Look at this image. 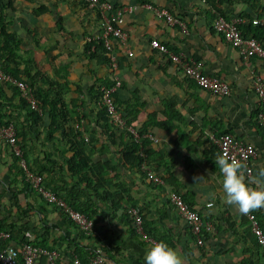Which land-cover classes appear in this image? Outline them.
I'll list each match as a JSON object with an SVG mask.
<instances>
[{"label": "crops", "instance_id": "1", "mask_svg": "<svg viewBox=\"0 0 264 264\" xmlns=\"http://www.w3.org/2000/svg\"><path fill=\"white\" fill-rule=\"evenodd\" d=\"M1 1H10L12 8L7 13L5 29L20 42L17 55L23 62L19 69L28 66L32 71L34 65L42 76L59 84L67 82L64 102L71 111L67 127L77 128L83 138L91 137L85 152L92 161L106 164L104 179L109 181L108 192L117 203L116 210H112L108 199L103 204L90 196L88 201L79 193L78 202L84 204L93 222L92 233L84 236L55 207L25 186L14 157L0 141V231L9 235V244L25 242L54 251L55 264H72L73 257L84 261L94 249L105 257L103 264H143L151 245L133 230L126 209L134 207L144 232L156 242L163 240L175 247L187 258V264H264V252L250 233L245 216L224 203L221 176L214 163L216 152L209 144L212 138L229 133L254 146L253 172L264 167V135L255 122L257 110L264 114V102H259L252 90L254 75L264 81V62L243 61L212 30L218 13L225 19L246 13L250 19L263 20L264 7L257 4L252 8V0H215L214 7L202 0H105L123 7L149 3L166 9L184 25L183 29L168 26L139 7L124 15L120 28L127 36L125 45L112 41L110 47L120 81L118 105L133 128L146 129L157 139L155 144L143 147L146 163L165 184L155 187L139 174L136 162L122 163L133 143L130 137L111 122L95 121L97 103L88 90L113 75L108 66L87 61L83 52L86 40L99 34L96 13L79 0ZM150 39L200 63L202 73L228 85L229 95L218 98L200 89L177 66L151 50ZM261 42L264 45V34ZM27 60L32 65H27ZM37 86L42 87L39 82ZM1 89V116L18 117L17 125L24 129L23 156L28 169L40 172L49 190L59 186L69 189L71 182L63 173L64 161L71 153L60 132L53 134V141L47 140L44 127L48 120L36 124L25 120L15 109L18 97L2 85ZM168 191L178 193L204 221L212 224L213 232L203 235L202 245H196L184 222L167 203ZM210 201L214 202L212 209L206 207ZM252 213L264 230V209ZM32 264L48 263L39 257Z\"/></svg>", "mask_w": 264, "mask_h": 264}, {"label": "built area", "instance_id": "2", "mask_svg": "<svg viewBox=\"0 0 264 264\" xmlns=\"http://www.w3.org/2000/svg\"><path fill=\"white\" fill-rule=\"evenodd\" d=\"M79 1L96 13L99 24V34L94 39H87L86 42L90 40L101 41L105 52L110 53L112 41H117L125 45L127 36L120 28L124 21V15L133 13L139 7L151 13L156 19L162 20L168 26L178 25L180 28H184L183 23L171 15L166 9L153 6L149 3L139 6L130 5L123 7L112 5L103 0ZM247 25L264 27V19H246L239 16L231 19H224L220 16H216L212 22V30L224 43L234 49L243 61L259 59L264 62V48L262 42L253 36H243L241 28ZM148 45L151 50L157 52L171 64L177 66L184 77L193 80L203 91L218 98L227 97L229 95L230 90L228 85L215 76L202 73L200 63H194L186 59L180 52H173L156 39H150ZM127 56H131V54L128 53ZM108 59L109 69L111 73H113L111 76L113 85L109 88L102 85L98 86L100 96L98 97L97 106L105 111L114 127L126 133L131 141L138 146L137 156L139 160L136 162V166L139 174L153 186L163 187L165 186L163 179L156 175L148 166L143 150L144 144H155L157 139L150 132L141 133L136 131L125 122L120 111L116 109L112 94L119 89L120 81L115 75V71L117 70L116 59L111 54H109ZM0 84H7L14 87L28 109L38 114L40 113L39 104L28 82L13 78L11 75L2 72L0 68ZM252 90L258 101L261 103L264 102V81L257 75L253 76ZM255 122L264 135V114L262 112L258 111L255 114ZM0 141L6 145L9 152L14 157L22 173L24 183L30 186L42 201L55 207V209L64 215L79 232L84 236H89L93 231V222L83 214L70 208L62 199L56 196L54 192L45 188L42 177L32 173L28 169L11 124L6 126L0 125ZM211 141L217 150V154L225 153L231 158L240 159L252 170V162L256 156L253 145L238 140L229 133L221 134L217 138H212ZM165 196L167 203L171 206L176 216L186 225L196 245H202L203 235L213 232L212 224L208 221H204L194 209L188 207L181 196L175 191H168ZM126 213L132 219L133 230L137 236H139L143 242L150 245L154 244L156 241L149 237L142 228L138 210L134 207H129L126 209ZM245 218L257 246L264 252V230L259 226L253 213L245 216ZM8 239L9 235L4 231H0V257H3V259H0V264H32L39 257H44L48 264H55L57 255L54 251L44 250L25 242L16 245L9 244ZM10 245L13 246L16 251V255L12 261L8 260L6 256L7 248ZM71 263L103 264L104 259L101 251L99 249H94L89 252L84 261H80L77 257H73Z\"/></svg>", "mask_w": 264, "mask_h": 264}, {"label": "trees", "instance_id": "3", "mask_svg": "<svg viewBox=\"0 0 264 264\" xmlns=\"http://www.w3.org/2000/svg\"><path fill=\"white\" fill-rule=\"evenodd\" d=\"M25 1H30V0H25ZM202 1L214 7L215 0H202ZM244 1L248 3L250 0H244ZM252 1H253L252 8L256 7L254 5L256 0H252ZM217 2L222 3L224 2V0H217ZM226 2H228V0H226ZM10 11H12L10 1H6V3H3L0 0V68L2 72H4L5 74H9L17 80H24L29 83V85L33 89L34 97L39 104L40 113L38 114L34 111L29 110L25 102L21 99L18 91L14 87H11L7 84L2 85V87L8 88L13 96L18 97L19 103L15 109L16 111L19 110L20 113L23 114L25 120H28L32 124H36L37 122L39 123L42 122L44 119H47L48 124L44 127L46 139L53 141L55 139L53 134L56 132H60L59 134L63 138V144L66 147V150L71 153V156L64 161L65 166L63 173L68 177V179L71 182L69 189L65 190L63 188L64 189L63 190L59 186V187H52L51 191L54 192L55 195L58 196L60 199H62L70 208L83 214L88 219H91L90 214L87 212V210H84L85 209L84 204H82L81 206L80 205L81 203L78 202L80 201L77 199L79 193L85 195L88 201L90 200L89 198H91L90 196L99 199V201H101V203L103 204H105V201L108 199V201L110 202V209L116 210L117 203L113 201V199L111 198V194L108 192V187L110 183L109 181H106L104 179V173H105L104 168L107 167L106 164L99 161H92L89 158V154L86 153L87 151L85 147L91 144V137L83 138V135L80 133V131H78L77 128L75 129L72 126L67 127L69 122H71V111L68 110L64 102V95L68 91L67 82L64 81L59 84L53 79H49L47 76H42L39 70L35 69L34 65L32 66L34 68L32 69V71L28 70L29 68L28 66L27 67L24 66L22 69H19L20 61L23 62V59H20V56L17 55L20 42L18 39H16V37L13 34L8 33L5 29L7 23L6 20L8 18L7 13ZM41 11L42 9L36 11L35 14H38ZM218 16L224 18L221 13H218ZM237 16L250 19V16L246 13L237 14L235 17ZM241 30L244 37L253 36L260 41L262 35L264 34V28H259V27L252 28L250 27V25L241 28ZM172 51L176 52L175 50ZM83 52L87 58L86 59L87 61L94 62L97 65L100 64L106 66L109 65L108 56L110 53L104 51L101 41L90 40L89 42H86L83 47ZM99 52H103V54H100ZM165 60L168 63H170L167 59ZM28 63L29 60H27V65H32V63L29 64ZM38 82L41 84L42 87L37 86ZM101 85L106 88H109L110 86L113 85L112 78L106 79V81L102 82ZM98 90H99L98 86L91 87L88 90L90 93L89 94L90 98L93 101H96V103L98 101V97L100 96ZM3 93L4 92L1 89V84H0L1 97H3ZM112 98L116 109L120 111L125 122L132 127L130 120L126 117L124 111L117 103L116 92L112 94ZM75 101H77V99L73 100L72 102ZM257 112L258 110L256 111V113ZM17 121H18V117L6 116L3 113L1 116L0 114V125L2 126H6L8 124L12 125L17 143L22 151V154L24 155V150H23V142L25 141L24 129L17 125ZM95 121L100 123H110V119L106 115L105 111L99 108L98 106L95 112ZM135 130L141 133L150 132L146 129H143L142 131L137 129ZM82 132H84V130ZM84 139H86V141H84ZM209 144L211 145V148L214 149V152H216L217 155V150L215 146H213L212 143ZM144 146L145 145H143V147ZM137 151H138V146L132 143V146L128 151V154L122 157L123 158L122 163L124 165L127 164L131 165L134 162H137L139 160V157L137 156ZM34 174L40 175V172ZM25 186L28 187L27 184H25ZM76 199L77 201L75 202L74 200ZM187 206L190 207V205L188 204Z\"/></svg>", "mask_w": 264, "mask_h": 264}, {"label": "clouds", "instance_id": "4", "mask_svg": "<svg viewBox=\"0 0 264 264\" xmlns=\"http://www.w3.org/2000/svg\"><path fill=\"white\" fill-rule=\"evenodd\" d=\"M214 163L220 172L225 204L234 207L242 216L264 209V167L253 172L244 161L225 153H218ZM206 207L214 208V202H207ZM15 255L16 251L10 245L6 251L7 259L12 261ZM143 264H187V258L175 247L160 240L146 250Z\"/></svg>", "mask_w": 264, "mask_h": 264}, {"label": "rangeland", "instance_id": "5", "mask_svg": "<svg viewBox=\"0 0 264 264\" xmlns=\"http://www.w3.org/2000/svg\"><path fill=\"white\" fill-rule=\"evenodd\" d=\"M257 4H259L261 7H264V0H256L254 5L257 7ZM75 122H77V121H75ZM77 125H78V127L80 126V124H78V123H77Z\"/></svg>", "mask_w": 264, "mask_h": 264}]
</instances>
